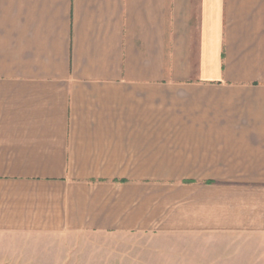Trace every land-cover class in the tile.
Instances as JSON below:
<instances>
[{"label": "crops", "instance_id": "crops-1", "mask_svg": "<svg viewBox=\"0 0 264 264\" xmlns=\"http://www.w3.org/2000/svg\"><path fill=\"white\" fill-rule=\"evenodd\" d=\"M157 244L264 264V0H0V264Z\"/></svg>", "mask_w": 264, "mask_h": 264}, {"label": "rangeland", "instance_id": "rangeland-1", "mask_svg": "<svg viewBox=\"0 0 264 264\" xmlns=\"http://www.w3.org/2000/svg\"><path fill=\"white\" fill-rule=\"evenodd\" d=\"M89 243H92V241H90ZM128 243V242H127ZM122 246V245H121ZM120 245H118V247L120 248L121 247ZM148 248V246H147ZM158 244H157V250L152 252L151 254H149L150 257H146L145 258V254H141L140 253H137L136 255V258L139 260V261H136V262H133L131 263L132 261H129L126 257V255H129L131 254L130 252H122L121 250L119 251L120 252V256H119V264H160V257H159V249H158ZM152 262V263H151Z\"/></svg>", "mask_w": 264, "mask_h": 264}]
</instances>
